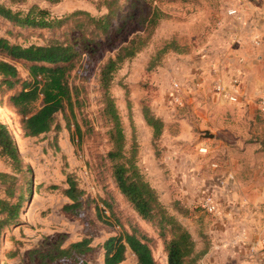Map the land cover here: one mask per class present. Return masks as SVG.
<instances>
[{
	"label": "rangeland",
	"instance_id": "374dc122",
	"mask_svg": "<svg viewBox=\"0 0 264 264\" xmlns=\"http://www.w3.org/2000/svg\"><path fill=\"white\" fill-rule=\"evenodd\" d=\"M111 1L118 14L106 33L100 27L96 29L91 17L107 13L101 0H26L19 4L0 0L23 12L33 5L40 6L53 17H64L78 10L89 13L68 16L61 26L43 28L18 26L0 16V34L12 43L71 42L80 50L69 71V81L77 87L80 102H74L73 112L68 105L64 112H58L52 130L38 136H24L22 116L17 110L6 104L0 109V118L14 132L26 165L24 171H16L0 156V173L13 174L15 197L22 191L27 199L21 223L8 226L2 234L0 264H69L41 263L33 250L47 251L55 245L66 247L84 237L91 238L94 247L85 255V262L104 264V241L124 230L131 231L132 226L150 237L156 264H167L158 221H146L134 210L115 182L108 157L113 148L112 122L105 111L100 70L136 34L145 38V45L117 69L109 91L125 134L126 154L134 156L165 209L206 248L209 240L204 224L212 220L213 213L202 207V198L186 202L184 184L199 187L203 195L217 179L216 174L229 163L235 167L239 184L244 185L240 188L249 187L253 180L256 184H252L255 185L251 188L255 192L252 195L259 196L256 192L260 191L264 195V113L258 108L259 97L264 93L250 90L247 99L243 97L240 103L214 93L215 81L227 80L230 68L219 76L214 75L212 60H206L200 53L203 37L192 23L198 15L194 10L200 0H122L123 10L116 0ZM151 1L160 6L158 20L156 26L144 32L141 17L149 14ZM185 11L191 17H183ZM16 65L25 77L23 63ZM174 78L187 86L183 106L170 104L169 90ZM198 80L202 81L199 89L195 86ZM14 91L6 90L0 75V100L6 103ZM158 104L167 105L164 114L155 109ZM146 107L163 120L159 136H155L154 128L145 120ZM76 122L81 125L79 134ZM206 130L214 136H206ZM201 147L207 150L202 151ZM223 147H230L231 154L222 155ZM69 177L84 191L79 214L65 209L72 202L65 194ZM10 181L8 177H0V197H6ZM239 192L244 193L242 189ZM97 205L110 217L111 225L99 219ZM200 259H190L188 264H200ZM124 264H137L131 251L127 252Z\"/></svg>",
	"mask_w": 264,
	"mask_h": 264
},
{
	"label": "trees",
	"instance_id": "16d2710c",
	"mask_svg": "<svg viewBox=\"0 0 264 264\" xmlns=\"http://www.w3.org/2000/svg\"><path fill=\"white\" fill-rule=\"evenodd\" d=\"M12 4L23 3L26 0H9ZM59 2L61 0H50ZM103 1V2H102ZM119 7L125 8V2L116 0ZM120 1L122 2L120 4ZM106 6L107 13L100 17H92L95 27L102 32H108L113 17L117 14L113 10L111 0H101ZM152 3L148 15H143L142 26L147 32L151 26L157 24L158 5ZM88 14L86 11H75L64 17H53L46 8L33 5L27 12L14 10L11 5L0 2V16L8 19L18 26L28 27H53L61 26L68 16ZM116 14V15H115ZM151 32V31H150ZM145 38L136 34L130 41L122 45L118 51L110 56L102 65L99 82L104 91L105 111L111 117L112 128L110 137L113 148L108 152L112 161V175L120 192L130 201L134 210L142 219L158 221L161 235L164 237L167 252V264H188L190 259L196 261L205 252L196 251V239L175 216L171 215L162 205L157 190L145 179L139 170L134 156H128L125 151V134L117 112L113 97L109 91L114 73L121 64L133 57L145 45ZM0 75L6 90H15L11 93L6 103L0 100V107L4 104L14 107L22 116L21 123L24 136H38L53 129L55 117L58 112H64L66 106L73 112L74 102H80L78 89L69 81V71L74 60L80 55L77 45L71 42L53 41L46 44H19L12 43L7 37L0 34ZM22 62L26 76L23 77L16 63ZM19 87V88H18ZM144 117L147 123L154 128L155 136L162 133L163 120L150 113L146 107ZM76 132H81V125L76 122ZM0 156L8 160L14 170L24 171L25 162L16 142V138L9 125L0 118ZM27 171L29 170L26 169ZM0 177L11 179L6 186V197H0V250L2 234L10 225L21 223V212L26 203L25 194L21 191L15 197V176L0 173ZM69 186L65 194L71 203L65 206L69 212L79 214L84 204L82 195L84 191L77 185L72 177L68 179ZM26 190H29V182ZM105 205H109L103 200ZM97 215L101 221L111 225L112 222L104 210L97 205ZM167 232L170 234L168 235ZM91 238L84 237L74 241L66 247L53 246L47 251L35 249L40 262L69 264H87L85 255L93 250ZM104 264H121L131 250L137 257L138 264H156L150 237L141 232L136 226L131 231L124 230L119 235L108 237L104 243Z\"/></svg>",
	"mask_w": 264,
	"mask_h": 264
},
{
	"label": "crops",
	"instance_id": "0c3cea01",
	"mask_svg": "<svg viewBox=\"0 0 264 264\" xmlns=\"http://www.w3.org/2000/svg\"><path fill=\"white\" fill-rule=\"evenodd\" d=\"M232 7L239 9L241 19L228 14ZM194 11L198 15L192 23L203 37L202 57L206 60L224 57L234 63L242 58L243 97L247 99L250 90L264 93V0H200ZM187 16L189 12L185 11L183 17ZM155 109L164 114L167 105L158 104ZM225 152L231 154V148L223 147L221 154ZM234 172V165L228 163L203 191V195L207 190L214 192L220 210L204 224L209 240L207 247H203L200 239L196 240V251L205 249L200 264H264V195H260L262 191L256 192L259 196L252 195L255 193L251 191L255 186L252 184H256L253 180L249 187L240 188L244 185L239 184L241 180L236 179ZM241 189L245 194L239 192ZM182 190L188 203L203 198L197 186L184 184Z\"/></svg>",
	"mask_w": 264,
	"mask_h": 264
},
{
	"label": "built area",
	"instance_id": "2783aa9c",
	"mask_svg": "<svg viewBox=\"0 0 264 264\" xmlns=\"http://www.w3.org/2000/svg\"><path fill=\"white\" fill-rule=\"evenodd\" d=\"M228 14L236 16L238 19H241V14L238 8L232 7L228 10ZM257 41V40H256ZM243 59L239 58L237 63H234L233 60L226 58H214L212 60L211 70L214 75H221L223 70L230 68L228 72V79H217L213 86V91L216 95H219L226 100L232 103H240L244 96V67ZM233 62L234 67L231 69ZM195 86L199 89L202 87V81L198 80ZM187 86L178 79H173L171 82V87L169 90V100L170 104L173 106H183V97L184 92L186 91ZM258 108L262 113H264V95L259 97ZM202 151H206V147L200 148ZM202 207L207 209L211 213H217L220 210V206L216 199V196L213 191L207 190L202 198L201 202ZM262 244L264 245V238L262 239Z\"/></svg>",
	"mask_w": 264,
	"mask_h": 264
},
{
	"label": "water",
	"instance_id": "95a60500",
	"mask_svg": "<svg viewBox=\"0 0 264 264\" xmlns=\"http://www.w3.org/2000/svg\"><path fill=\"white\" fill-rule=\"evenodd\" d=\"M205 133H206V136H210V137H213L214 136V134L210 133L208 130H206Z\"/></svg>",
	"mask_w": 264,
	"mask_h": 264
},
{
	"label": "bare ground",
	"instance_id": "6f19581e",
	"mask_svg": "<svg viewBox=\"0 0 264 264\" xmlns=\"http://www.w3.org/2000/svg\"><path fill=\"white\" fill-rule=\"evenodd\" d=\"M0 109H2V107H0ZM10 127V126H9ZM10 129H11V127H10ZM12 130V129H11ZM13 132V131H12ZM14 133V132H13ZM20 138H17V140H19Z\"/></svg>",
	"mask_w": 264,
	"mask_h": 264
}]
</instances>
